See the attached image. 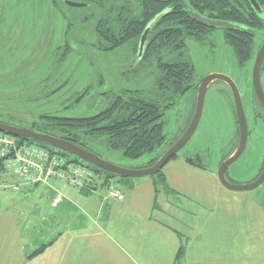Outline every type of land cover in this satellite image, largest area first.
Segmentation results:
<instances>
[{
    "label": "rangeland",
    "instance_id": "rangeland-1",
    "mask_svg": "<svg viewBox=\"0 0 264 264\" xmlns=\"http://www.w3.org/2000/svg\"><path fill=\"white\" fill-rule=\"evenodd\" d=\"M69 1L0 0L1 123L25 129L35 125L43 128L46 116L93 117L116 97L157 100V60L142 63L134 57L132 45L107 50V44L94 31L96 18L89 24L69 25L65 16L74 21L83 9L69 7ZM261 42V38H256L255 51ZM186 45L187 57L196 67L197 80L220 74L238 85L252 126L247 101L249 87L242 79L245 71L240 69L233 50L225 43L222 30L213 31L201 43L187 40ZM166 55L165 61L176 58ZM223 83L211 84L202 120L187 148L205 149L208 170L188 163L183 149L163 169L169 189L157 185V206L151 216L180 232L176 236L178 242L185 249L187 245L192 249L188 264H264V183L253 191L232 192L217 179L218 161L222 154L233 149L239 132L234 103L229 107L224 103L225 98L214 92ZM193 95L187 94L180 106L166 111L163 149L187 126ZM212 99L219 101L216 112ZM259 128L243 156L227 171V178L235 185L252 183L260 171L264 148ZM157 155L155 152L131 161L121 151L102 153L105 161L129 170H140ZM155 181L154 176L124 181L116 178L106 187H98L92 195L69 186L50 191L54 183L33 186L34 192L14 191L0 184V264H63L73 248L77 249L79 258H84L79 264H131L118 244V218L130 207L123 208L120 202L108 200V192L117 189L126 202L145 200L146 185L155 187ZM120 183L141 186L131 192V188ZM59 193L63 200L54 207L53 199ZM101 205L103 212L97 210ZM147 208L145 204L135 205L145 216ZM87 218L93 224H82ZM107 218L112 223L104 231L102 221ZM70 233L77 240L69 241ZM59 234L68 237L62 239ZM159 234L147 231L141 242L150 240L160 250H174L175 245L173 249L170 246L173 234L168 239ZM43 246H47L44 252L37 254ZM24 251H31L26 260ZM130 253L131 258L135 257ZM184 263L185 260L181 262Z\"/></svg>",
    "mask_w": 264,
    "mask_h": 264
},
{
    "label": "trees",
    "instance_id": "trees-1",
    "mask_svg": "<svg viewBox=\"0 0 264 264\" xmlns=\"http://www.w3.org/2000/svg\"><path fill=\"white\" fill-rule=\"evenodd\" d=\"M71 2L84 4L85 7L81 8L80 18L77 14L74 21L68 20L65 16L67 23L69 25L76 22L81 25L89 24L96 18L94 31L99 39L107 44V50L112 51L125 45H132L131 50L134 57H137L141 38L150 27V35L141 62L157 60V100H147L138 96H130L128 99L116 97L106 109L93 117L46 116L43 128L35 125L30 129L69 141L103 160L105 159L102 153L109 151H121L123 156L131 161L141 160L147 154L158 152V155L140 170L156 165L160 158L176 143L178 137L186 131L193 117V113H191L187 126L166 149H163L166 143L164 126L167 109L176 106L177 100L181 96L184 97L192 93L198 82L196 67L187 57L186 42L194 40L201 43L215 31L200 25L187 14V10H193L209 19L235 23L255 30L254 36L251 33L236 30H222L224 40L233 50L240 66L253 60L257 51H255V37L257 32L262 31L264 27V20L254 11L248 0H184L185 9L176 0H71ZM257 2L264 10V0H257ZM90 10H92L91 14ZM85 11H87L86 15ZM164 54H167L165 57L176 58L165 62ZM178 81L185 83L179 84L174 97L175 101L169 104L166 100L168 88L171 85L174 86ZM185 84L187 86L184 88ZM181 89L183 90L181 91ZM28 142L54 150L39 142L30 140ZM58 152L70 157L76 163L94 169L96 177L92 185L82 189V191H88L90 195L93 191L98 190V187H106L110 181L118 178L74 156ZM4 174V168L0 163V184L15 181L13 177H5ZM154 177L156 178L154 185L157 196L159 192L157 185L163 186L165 190L169 188L163 170ZM46 247L43 246L36 253L44 252ZM185 252V247L181 246L175 258V264H181Z\"/></svg>",
    "mask_w": 264,
    "mask_h": 264
},
{
    "label": "water",
    "instance_id": "water-1",
    "mask_svg": "<svg viewBox=\"0 0 264 264\" xmlns=\"http://www.w3.org/2000/svg\"><path fill=\"white\" fill-rule=\"evenodd\" d=\"M176 1L177 3L180 4V6L183 9L186 8V3L184 2V0H176ZM248 2L253 7L254 11L257 12L258 15L262 17V20H264V10L259 5L257 0H248ZM67 5L72 8L85 7L84 4L70 2V1L67 2ZM187 14L191 18H193L196 22H198L200 25H203L210 29L236 30V31H241V32L251 33V34L255 33L254 30L247 29V27H244L239 24L217 21V20L206 18L194 12L193 10H187ZM150 30L151 29L149 27L142 36L141 46H140V55L143 53ZM263 62H264V44L262 45L260 51L258 52V55L254 63V68H253V75H254L253 77H254L255 87H256L258 96L264 105V94L260 86V71H261ZM215 81H223L227 83L229 87L232 89L233 96L235 99V104H236L239 128H240V143H239L238 149L236 153L230 159L226 160L220 165L218 169V173H217L218 181L224 188L232 192L253 191L259 188L264 183V171L262 172V174L259 176V178L256 181L250 184H247V185H243V186L233 184L226 176L228 169L243 156L246 150L249 132H248V124H247L240 92L236 84L234 83V81H232L229 77L225 75L211 74L203 78L197 84V86L195 87V89L198 91L197 104H196L194 117L188 129L185 131L182 137L160 158L157 164L148 169H143V170L123 169L121 167H118L112 163H109L101 159L99 156L87 150H84L69 141L58 139L56 137H52V136L37 132L35 130L14 127V126H10V125L3 124L0 122V132L11 135L19 139L42 143L43 145L47 147L53 148L57 152L60 151V152L69 154L71 156H74L80 159L81 161L88 163L118 178L138 179V178H144L147 176L151 177V176H155L159 174L164 169V167L174 157H176L194 137L196 131L198 130L200 122L202 120L208 89L210 85ZM197 162L199 164H202L201 160Z\"/></svg>",
    "mask_w": 264,
    "mask_h": 264
},
{
    "label": "built area",
    "instance_id": "built-area-1",
    "mask_svg": "<svg viewBox=\"0 0 264 264\" xmlns=\"http://www.w3.org/2000/svg\"><path fill=\"white\" fill-rule=\"evenodd\" d=\"M0 163L5 177H13V182L1 183L2 188L20 191L23 187L50 186L59 183L77 189L92 185L95 176L90 166L76 163L68 156L0 132ZM108 200L122 201L120 191L111 188ZM61 193L53 199L52 205L61 204Z\"/></svg>",
    "mask_w": 264,
    "mask_h": 264
},
{
    "label": "crops",
    "instance_id": "crops-1",
    "mask_svg": "<svg viewBox=\"0 0 264 264\" xmlns=\"http://www.w3.org/2000/svg\"><path fill=\"white\" fill-rule=\"evenodd\" d=\"M217 179H218V177H217ZM120 184L125 185L126 188H128L129 186H132V188L130 189L131 192H135L136 189L137 188L139 189L141 186L140 183H127V184L120 183ZM61 186L63 187L64 185H61L59 183H54L53 184L54 189L49 188V190L55 191V190L62 188ZM149 186H151V185L149 184ZM146 187H147V190L145 193L146 194L145 195L146 201L145 200H135V201L131 202V201L127 200V202H126V198L123 201H118L121 203L123 208H126V205H128L130 207V209L125 214L124 213L120 214L119 218H118V244L121 246V251L124 254V257H127L129 259V261L131 262V264H175L176 254L179 250V247L182 246L181 243L178 242V239L176 237L179 235L178 233H180V232L173 230V228H169L168 226L164 225L162 222H159L156 218H153V216H151V212L154 213L156 210L155 209V201L157 200L158 195L156 196L155 187L153 185L150 188H148V185H146ZM22 189L28 190V191H31V190L33 191V187H23ZM43 189L45 190V188H43ZM122 192L124 193V191H122ZM124 196H125V193H124ZM89 202H92V201H89ZM106 203L108 204V201H106ZM138 203L140 205H143V204L147 205L148 208H147L146 216L142 215L138 210L135 209V205H137ZM89 204H91V203H89ZM109 204H112V203L110 202ZM97 210L99 212H103L104 211L103 205H101V208H99V209L97 208ZM148 211H150V214ZM8 220H10V219H7V221ZM29 220L30 219H27L26 222H29ZM91 223L93 224L92 219H90V218H87V221H85V220L82 221V224H91ZM110 223H112L111 218H107L105 221H102V228L104 231H106L108 229V226L110 225ZM64 229L66 230V228H64ZM169 229L171 230L170 232L168 231ZM82 231L85 232L84 230H82ZM147 231H149L150 233L153 232L155 234H157V231H158L160 233L159 235H161L167 239L173 234L172 235L173 242L170 240L171 241L170 246L173 249L174 245H175L174 250H171L170 248L168 251H166V249L160 250L158 244L154 243V245H152V241H150V240H148V242H145L142 240L143 241V243H142L141 242L142 235H145ZM84 234H86V233H84ZM84 234H80V236H82L83 239H85ZM69 235L71 236L69 241L77 240V239H73V236L71 233ZM74 236L77 237V235H74ZM62 237H64L66 239V237H68V236H64V235L62 236V234H59V238H62ZM150 237H151V234H149V238ZM57 240H58V238H57ZM174 242H176V244ZM70 249H72V246L70 247ZM130 251L135 255V257H133V258L130 257V255H131ZM191 252H192L191 247H188V245H187L185 257L183 259V260H185L184 264H188ZM30 253H31V251H29V253H28V251H24L25 260H26L27 256L29 257ZM10 254H11L10 256L13 255L12 252ZM18 255L20 257H22L23 253L18 252ZM65 257L66 258L64 259L63 264H79V261H84L83 257L79 258L78 253H77V249H75V248H73ZM7 259L9 260L8 257H7ZM57 260H59V259H57ZM10 261H12V260H10Z\"/></svg>",
    "mask_w": 264,
    "mask_h": 264
},
{
    "label": "flooded vegetation",
    "instance_id": "flooded-vegetation-1",
    "mask_svg": "<svg viewBox=\"0 0 264 264\" xmlns=\"http://www.w3.org/2000/svg\"><path fill=\"white\" fill-rule=\"evenodd\" d=\"M247 29H252V28H247ZM215 30V29H214ZM253 30V29H252ZM255 31V30H254ZM256 33V32H255ZM252 34L253 36L255 35ZM150 35V33H149ZM149 35H148V38H149ZM258 36V37H257ZM224 37V36H223ZM256 38H261L262 42H261V45L258 47L257 51L255 52V55H254V58L253 60H251L248 64L244 65V66H240V69L241 70H244V78H242L243 80H246L247 82V85L249 87V91H248V94H247V101L249 103V106H250V119L251 121L254 123H252V126H250V123H249V119L247 118L246 116V112H245V109H244V112H245V116H246V120H247V124H248V142H247V145L248 143L250 142V140L253 139V135L254 133L257 132V129L258 127H260L259 129H261V137H262V146L264 148V105L263 103L261 102L259 96H258V93H257V90H256V87H255V83H254V75H253V68H254V63H255V60H256V57L258 55V52L260 51L262 45L264 44V27L262 29V31H259L257 32V35L255 37V41H256ZM142 39V38H141ZM225 41V40H224ZM147 42H148V39L146 41V44H145V47H144V50H143V53L140 55V46H141V41H140V46H139V54L137 55V58L138 60H141L143 58V55L145 53V49H146V45H147ZM226 43V42H225ZM165 60V58H164ZM171 60H168V61H165V62H170ZM239 64V63H238ZM200 82V80H198V82L196 83L195 87L197 86V84ZM185 82L184 81H178L174 86H169L168 88V92H167V97H166V100H167V103L171 104L175 101V93L177 91V87L179 86V84H184ZM235 83V82H234ZM236 84V83H235ZM187 85L185 84L184 85V88L186 87ZM211 86V85H210ZM239 92H240V95H241V99H242V102H243V98H242V93L238 87V85L236 84ZM260 86H261V89L263 91V94H264V62L262 64V67H261V71H260ZM194 87V91L192 92L194 95L192 97V100H191V107H193L194 109H192V111L188 112L189 115L191 116V113H193V117H194V114H195V109H196V104H197V98H198V91L195 89ZM210 88V87H209ZM183 89H181L182 91ZM209 90V89H208ZM179 91V92H181ZM209 92V91H208ZM208 92H207V95H208ZM214 92H216L217 94H219V96H222L223 98H225L224 100V103H226L229 107L230 106H233L232 104L234 103L235 105V108H236V104H235V99H234V96H233V92H232V89L229 87V85L227 83H223L221 85H218L216 86V88L214 89ZM206 95V97H207ZM231 99H233V101H231ZM185 97V96H184ZM184 97H180L178 100H177V105L176 106H171L169 108V110H174L176 109L178 106H180L181 102H182V99ZM171 99V100H170ZM170 100V101H169ZM211 105L213 106V108L215 109V106H219V101L217 100H211ZM185 106V105H184ZM245 104L243 103V108H244ZM168 110V109H167ZM236 110V109H235ZM215 112H216V109H215ZM235 114H236V119H237V123H238V142L236 144H233V149L228 152V153H224L222 154V157L220 158V160L218 161V166L220 167V165L225 162L226 160L230 159L237 151L238 149V146H239V143H240V128H239V122H238V116H237V110L235 111ZM192 117V119H193ZM190 118V117H189ZM191 119V121H192ZM191 123V122H190ZM189 123V125H190ZM188 125V127H189ZM187 127V129H188ZM186 129V130H187ZM181 133V132H180ZM185 133V132H184ZM183 133V134H184ZM182 134V135H183ZM180 135V134H179ZM178 135V136H179ZM182 135H180L177 139V141L182 137ZM193 139V138H192ZM191 139V140H192ZM176 141V142H177ZM191 142V141H190ZM189 142V143H190ZM252 142V141H251ZM189 143L186 145V147L184 148L186 151H185V157L184 159L190 163L191 165L197 167V166H200L198 168H202V169H205V170H208L207 168V159H206V153H205V149L201 150L200 148H196L195 146H191L189 147V149L187 150L188 146H189ZM254 143H252L253 145ZM247 148V146H246ZM207 152V151H206ZM264 155V154H263ZM193 160V161H192ZM201 160L202 161V164H199L197 161ZM218 167V168H219ZM264 171V156H263V160L261 162V166H260V171L258 173V175L256 176L257 178L255 179V181L259 178V176L262 174V172ZM228 173V172H227ZM227 173H226V176H227ZM230 180V179H229ZM254 182V181H253Z\"/></svg>",
    "mask_w": 264,
    "mask_h": 264
}]
</instances>
